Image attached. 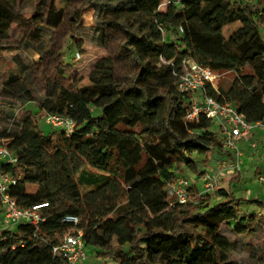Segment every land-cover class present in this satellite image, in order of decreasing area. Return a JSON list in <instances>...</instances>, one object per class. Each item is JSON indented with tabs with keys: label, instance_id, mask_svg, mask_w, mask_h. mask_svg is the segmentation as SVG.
Instances as JSON below:
<instances>
[{
	"label": "trees",
	"instance_id": "16d2710c",
	"mask_svg": "<svg viewBox=\"0 0 264 264\" xmlns=\"http://www.w3.org/2000/svg\"><path fill=\"white\" fill-rule=\"evenodd\" d=\"M91 8L97 28L123 34L139 72L119 82L104 61L89 86L62 87L19 121L8 115L14 125L0 143L18 158L5 167L17 180L9 192L22 209L48 207L38 226L0 231V264H66L53 249L72 230L82 231L88 253L115 264H234L233 254L248 246L222 236V226L245 237L256 220L250 207L264 209V202L237 197L231 184L218 189L217 201L196 184L186 204L169 191L182 178L180 168L198 173L197 158L228 156L210 119H188L197 97L178 84L187 60L216 75L235 73L231 86L208 85L207 95L231 102L251 123L264 120V0H86L70 18L73 28ZM64 18L54 7L47 17L21 18L0 0V39L16 23L56 29ZM236 22L242 28L232 35L234 52L223 30ZM19 82L12 78L11 88L21 91ZM43 114V122L48 115L72 120V132L45 134ZM32 185L35 194L27 192ZM82 186L99 191L100 201L85 197ZM67 216L79 218L78 226L64 223Z\"/></svg>",
	"mask_w": 264,
	"mask_h": 264
},
{
	"label": "rangeland",
	"instance_id": "374dc122",
	"mask_svg": "<svg viewBox=\"0 0 264 264\" xmlns=\"http://www.w3.org/2000/svg\"><path fill=\"white\" fill-rule=\"evenodd\" d=\"M2 1L8 3L21 18L30 19L35 12L47 17L53 7L64 11L65 18L56 29H48L44 24L23 27L16 23L8 35L0 39V134L4 129H12L14 125L13 119L8 117L9 114H13L14 118L19 121L27 115L29 110L35 109L39 102L54 99L60 88L78 92L89 86L91 74L101 62H112L114 77L119 82H127L139 72L137 63L124 48L123 34L112 28L100 30L95 26L94 9L85 10L80 26L76 29L72 27L71 16L84 5L86 0ZM241 28L242 25L236 22L223 30V36L234 52H237V49L232 41V35ZM217 76L214 82L217 89L219 86L228 88L236 79L235 73H221ZM14 77L20 78L18 86L23 88L21 91L18 88H11V79ZM24 90H29L30 94H25ZM24 96L31 102L23 103L22 97ZM38 118L42 122L41 129L45 130V134L55 130L43 122L45 114ZM214 130L217 131L216 125H214ZM257 140L260 142L259 139ZM252 152L253 149L246 147V156L252 158ZM225 156L227 154L219 157L211 155L207 159L197 158L198 173L184 168H180L178 173L193 185H198L200 191H203L198 177L204 172L216 173L222 168L228 169L229 161L224 158ZM76 161L81 170L85 169L86 164L83 160L76 159ZM246 166L244 165L245 174L224 172L218 188L210 194L211 198L214 201L219 200L218 189L231 184L237 197L253 202L256 200L264 202V186L257 181L261 169L257 168V164ZM81 192L88 199L97 198L99 201L101 199L99 191L94 188L82 186ZM250 210L256 220L251 224V229L245 237L235 235L226 224L220 231L222 236L229 238L237 245L248 246L247 248L241 247L237 253L233 254L234 264H264V209L254 203ZM113 246L118 248L116 238L113 240ZM104 263L115 264L112 259L98 257L93 252H89L87 260L83 262V264Z\"/></svg>",
	"mask_w": 264,
	"mask_h": 264
},
{
	"label": "built area",
	"instance_id": "2783aa9c",
	"mask_svg": "<svg viewBox=\"0 0 264 264\" xmlns=\"http://www.w3.org/2000/svg\"><path fill=\"white\" fill-rule=\"evenodd\" d=\"M180 32L183 33V30L181 29ZM217 77L210 68L187 60L184 63V72L178 84V90L181 93H192L197 97L188 119L197 120L200 116L210 119L217 126L216 132L220 136L222 147L228 153L225 158L229 161L228 169L222 168L216 173L204 172L198 177V182L203 187L201 194L204 195H210L216 191L224 172L245 174L246 147L260 151L264 159V139L260 142L255 140L256 134L264 132V120L251 123L231 102H220L216 98L208 96V85L217 90L214 84ZM45 122L54 129L67 132H72L74 128L72 120L58 115H48ZM17 162V156L0 143V198L2 200L0 231L13 229L21 223L38 226L43 222L41 210L48 207V204H42L31 209H22L17 205L9 192L16 185L17 180L5 170L6 166L15 165ZM257 181L264 186V167L261 169ZM192 185L189 180L181 178L177 184L169 187V191L180 204H186L188 191ZM63 222L78 226L80 221L77 217L67 216ZM53 252L66 264H83L87 260L88 253L84 245L82 231L72 230L53 249Z\"/></svg>",
	"mask_w": 264,
	"mask_h": 264
},
{
	"label": "crops",
	"instance_id": "0c3cea01",
	"mask_svg": "<svg viewBox=\"0 0 264 264\" xmlns=\"http://www.w3.org/2000/svg\"><path fill=\"white\" fill-rule=\"evenodd\" d=\"M256 139L263 140L264 139V132L256 134L255 140ZM251 154H252L251 155L252 158H249L248 156L245 157L244 165L249 166V164L250 165L252 164L253 166H255L257 164L258 165L257 168L262 169L264 167V160L262 159L263 158L262 153H260V151L253 150V152ZM37 191H38L37 186L32 185V186H28V188H27V192L29 194H35Z\"/></svg>",
	"mask_w": 264,
	"mask_h": 264
}]
</instances>
